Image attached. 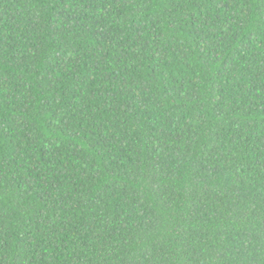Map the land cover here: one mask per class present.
<instances>
[{
	"label": "trees",
	"instance_id": "obj_1",
	"mask_svg": "<svg viewBox=\"0 0 264 264\" xmlns=\"http://www.w3.org/2000/svg\"><path fill=\"white\" fill-rule=\"evenodd\" d=\"M0 264H264V0H0Z\"/></svg>",
	"mask_w": 264,
	"mask_h": 264
}]
</instances>
